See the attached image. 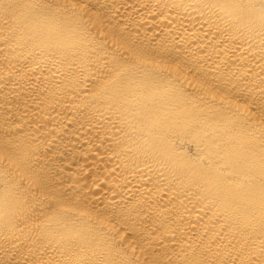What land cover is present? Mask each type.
<instances>
[{
  "label": "bare ground",
  "instance_id": "obj_1",
  "mask_svg": "<svg viewBox=\"0 0 264 264\" xmlns=\"http://www.w3.org/2000/svg\"><path fill=\"white\" fill-rule=\"evenodd\" d=\"M0 264H264V0H0Z\"/></svg>",
  "mask_w": 264,
  "mask_h": 264
}]
</instances>
